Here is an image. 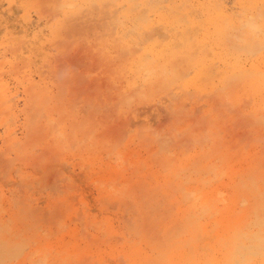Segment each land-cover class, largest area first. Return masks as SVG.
Instances as JSON below:
<instances>
[{
	"label": "bare ground",
	"instance_id": "bare-ground-1",
	"mask_svg": "<svg viewBox=\"0 0 264 264\" xmlns=\"http://www.w3.org/2000/svg\"><path fill=\"white\" fill-rule=\"evenodd\" d=\"M17 1L4 0L0 3V24L5 23V28L13 22L6 25L7 21L12 19H6L3 15L11 12ZM261 3L262 0H57L51 5L55 10L51 9V12L54 19L58 17L54 24L44 28L41 26L45 16L43 13L34 10L37 13L35 22L33 18L36 17L32 18L31 11H26L21 19H18L21 20L20 27L25 32L24 38L20 39V42L17 40L18 43L1 42V57L4 58L6 52L10 51L9 54L17 59L28 51L30 58L35 56L43 62L44 55L45 60L49 61L53 38L57 37V33H61L59 31L67 22H88L96 16L103 18V14H107L111 23L115 20L113 26L108 29L116 30L115 38L110 37L113 38V42L109 43L110 51L105 50L102 53L103 48L100 49V46H97L100 47V52L93 51L94 55L90 48L86 51L91 52L89 56L95 57L96 65L98 61H102L98 60L99 58L109 59L107 61L111 65L117 62L114 64L117 66L115 70L112 68L114 66H110L112 69L109 67L111 71L107 69L108 73L114 72V76L111 74L108 78L125 85L120 91V85L115 86L117 89L113 87L119 93L116 92L117 95L112 96L115 100L110 102V106L120 103L119 108L124 112L128 107L131 109L136 96L138 100L148 99L151 94L168 90L172 92L177 87L195 88L210 95L212 100L209 99L205 113L203 111L201 116H195V120L185 123L179 120V125L169 126V134L163 129L160 135V128L159 132H154V136L152 131L148 136L140 134L146 129L137 131L136 135H142L144 138H140L138 149L128 150L120 146L122 137L118 136H123L126 124H133H130V118H133L129 116L131 114L126 115L125 121L118 120L121 125L124 124L123 128L116 122L121 130L119 127L116 129L123 130L121 135L118 132L119 135L115 134L116 139H119L116 143L109 138L112 136L105 134V137L102 136L104 138L99 139L96 128L101 122L97 124V120L93 118L98 110L94 106L98 105L91 103L95 108L92 111L96 110L94 113L91 111L92 115H78L82 106L78 105L81 108L79 110L76 108L77 104L67 103L69 97L66 99L65 94L64 99L61 98L66 99L64 103L59 98L61 90L60 94L59 91L55 93L59 95L57 98L50 94L47 88L44 90L43 86L38 87L34 72L30 70L33 62L23 65L27 67L24 70L17 61L1 58L0 120L4 129L0 133L1 176H6L12 184L17 180L22 182H19L20 187L14 184L20 189L24 183L25 186L28 183L34 186L39 183V178L32 174L46 166L48 158L50 161L49 156L59 157L63 152H74L77 148L75 150L85 152V162L75 165H78L80 173L89 179L91 185L86 189L89 188L91 193L86 191L84 194L86 189L82 184L80 189L76 187L77 184L74 183L76 188L72 185L75 176L80 174L74 175V167L72 173L66 175L69 182L65 188L68 187V191L63 190V197L55 200L53 197L52 201V197L47 196L49 199L45 201L46 208H43L48 211L47 219H43L46 215L41 217L42 212L40 213V209L38 212L39 206L36 204L29 206V203L25 206L23 198L15 197L14 200V196L10 198L1 193L0 203L5 204L8 200L10 208L0 204V262L243 264L251 261L252 264H264V251L261 247V224L264 221V22L261 19ZM68 5L73 7H65ZM46 18L43 24L47 22ZM151 35H155V38H151ZM103 43L106 46L107 40ZM84 44L82 47L78 45V48H83ZM86 46L88 45L84 48ZM100 53L102 57H99ZM82 56L81 63L82 58H88V55ZM93 57L89 58L92 60ZM23 58L19 59L22 64ZM83 61L87 65L86 68H90L88 59L89 64L86 60ZM104 66L107 67V64ZM80 70L83 69L80 67ZM37 71L41 78L44 69ZM82 75L81 73L79 77L85 80ZM92 77L95 80L96 76ZM108 78L103 79L108 81ZM66 79L63 80L64 83ZM69 81L71 86V79ZM58 82L61 86V82ZM11 83L15 84V92L12 91ZM82 84L81 82L80 85ZM19 87L23 90L22 105L17 97ZM98 88L100 90V87ZM104 88L108 93L109 87L102 89L105 90ZM70 92L72 95V89ZM165 93L164 97L168 102L165 104L167 100H162L161 96L159 104H153L156 111L163 109L164 105L169 110L168 106L173 104L174 97L170 96L172 93ZM201 95L198 97L197 93L195 96L200 98ZM77 101H81V96ZM176 102L177 100L174 102L175 108L170 110L174 113L172 118L176 117L175 115L178 118L180 109L177 107L183 106L181 101L180 104ZM135 104L132 109L136 107ZM185 106L187 107L184 104L182 108ZM103 107L98 106L105 110L106 107ZM88 108L82 110L86 113ZM137 108L134 111H138ZM107 112H110L108 107ZM103 113L105 117L106 110ZM138 114L136 113L135 117ZM204 116L205 120L202 118ZM177 118L174 119L175 123H178L180 116ZM182 118L186 120V116ZM200 118L202 120H199ZM116 119L115 117L113 120ZM172 126L173 132L170 131ZM144 127L148 126L144 124ZM54 161L59 162L53 158V163ZM60 162L57 164L61 165ZM27 168L32 172L27 171ZM5 169L12 171L7 172ZM63 172L57 171L61 177L65 174ZM80 177L82 175H79V179ZM50 179L52 178H49V181ZM1 181L4 182L3 179ZM53 181L54 185L56 182ZM48 184L43 183L42 189ZM55 189H58V186L53 190ZM50 190L49 188L48 191L51 192ZM11 191L14 193L15 190ZM39 191L41 192L40 189ZM88 195H93L90 196L92 201H89ZM38 202L40 203V200ZM14 203L24 205L12 208L16 206Z\"/></svg>",
	"mask_w": 264,
	"mask_h": 264
},
{
	"label": "rangeland",
	"instance_id": "rangeland-1",
	"mask_svg": "<svg viewBox=\"0 0 264 264\" xmlns=\"http://www.w3.org/2000/svg\"><path fill=\"white\" fill-rule=\"evenodd\" d=\"M45 1V2H44ZM57 0H18L15 4H14V7H13V9L11 10V12H8V13H5L3 16H6V19L7 18H9V19H12L13 20V18H14V20L12 21V20H8L7 21V23H6V25H8V22H13V24L12 25H10L11 23H9V26L10 27H12L13 26V28H10L9 26H7V28H5L4 27V25H5V23H2V24H0V43L1 42H5V43H10V42H16V43H18L17 42V40L20 42V39H23L24 38V35H25V32L23 31V29L20 27V21L21 20H18V19H21V17L24 15V13L26 12V11H31V16H32V18L33 17H36V18H33L34 19V21L36 22L37 20V16H36V14L37 13H35V11L34 10H37V12L38 13H43V15H45V16H43V19L45 20V18H46V13H49L47 16V18L49 19H47V22L48 21H50V23L48 22H46L45 21V25L43 24V22H44V20L41 22L42 24H41V26H43V28L45 27V26H47V25H52V24H54L55 23V21H56V18L58 17H56L55 19L53 18V16H52V14H53V12H51L52 10L51 9H53V6H51L52 4L54 5V2H56ZM4 2V0H0V3H3ZM29 3V4H28ZM50 5V6H49ZM5 6V5H4ZM24 6V7H23ZM43 6V7H42ZM48 7V8H47ZM49 7H50V9H49ZM19 8V9H18ZM40 8V9H39ZM43 8V10H41ZM18 9V10H17ZM46 9V10H45ZM39 10V11H38ZM48 10V11H47ZM54 10V9H53ZM41 11H43V12H41ZM55 11V10H54ZM46 12V13H45ZM35 13V14H34ZM9 14V15H8ZM12 14V15H11ZM54 14H55V12H54ZM8 15V16H7ZM14 15H17V16H14ZM51 15V17H49ZM107 14H103V16H105L106 17V19H105V17H103V18H100L99 16H96L95 17V19L94 20H89L88 22H76V21H69V22H67L66 23V25L64 26V27H62L61 28V31H59V32H61V33H57V37H55V38H53V41H54V44H53V48H51V50H50V52H49V61H47V60H45V58H44V55H43V62L42 61H40V59L38 58V57H35V56H33L32 58H30L29 57V55H30V53H28V51H25L24 52V54H23V57L25 58H23L22 56H21V58H23V64H22V62H20L19 61V59H21L20 57H18L17 59H14V56H12V54H9L10 53V51H7L6 52V56L3 58V57H1V55H0V61H2V59L3 60H6V61H9V60H12V61H14V62H18V65L19 66H22L21 68L22 69H24V70H26L27 69V67H25V66H23V65H25V64H27V63H32L31 65H30V70H32V73L34 74V78H35V80L39 83V85H38V87L40 86V87H42V89H44V90H46V88H47V91H49L50 92V94L52 93V95L53 96H57V98H58V94H55L56 92H58L59 91V94H60V90H61V95L59 96V98L61 99H64L63 97H64V94H65V98L67 99V97H69L66 101H67V103L69 102L70 104L71 103H73L72 105H76L75 107L78 109L80 106H82L81 108L84 110V108H88L87 106H89V108L88 109H86V113L81 109V108H79V110L81 109V111L80 112H78V115H81V116H84V117H88V115H92V113H91V111H92V109L94 108V107H96V110H97V113H94L93 111V113L94 114H96V115H94V119H96L97 121H96V123L98 124L99 123V121L101 122V125L99 126V127H97L96 128V134H98V137H99V139H102V138H104L105 136H107L108 135V137L109 136H112L113 138H115V139H113L112 137H109V138H111L112 140L111 141H114L115 143H116V141L117 140H119V139H116V135H121V133H122V131H123V136H118L119 138L120 137H122L121 139H120V143L119 144H121L120 146H123V148L124 149H128V150H131V149H138L139 148V144H140V141H141V137H143L144 135L143 134H146L147 136L150 134V132L152 131V133H153V136H154V132H156V130H158L159 128H160V135H162V131H163V129H164V131H167L166 133L167 134H169L168 133V127L169 126H171V125H176V124H178L179 125V120L183 123H185V122H187L188 120H195L197 117H195V116H198V114L200 115L201 113L203 114V111H204V113H205V111L207 110V108H208V104H209V99H211L212 100V97L210 96V95H207V94H204V93H201L200 92V90H197V89H195V88H192V87H189V88H175V90H172V92H170V90H168L169 91V95H170V93H172L170 96H171V98H173L172 100V102H173V104H170L168 107H169V110L165 107L166 105H164L163 106V109H160V110H158V111H156L155 109H154V107H153V104L154 103H158L159 104V99H160V97L162 96L163 98H162V100H167V98L166 97H164L165 96V92H168V91H162V92H156V93H154L153 95L151 94V96H150V98L148 97V99H146V98H142V100L141 99H137L138 97L136 96V101L134 100V101H132V105L130 106L131 107V109H129V107L124 111V112H122L121 111V108H119V105H120V103L118 104L117 103V105L115 104H112L111 106L109 105V104H111V103H113L112 101H114L115 99H114V97H112L113 95L115 96V95H117L118 93H119V91L120 90H122L123 89V85H125V83H123L122 85L118 82V81H114V80H112V78H108V77H111V74L113 75L114 74V72L112 71V73H108V70L111 68L110 66H114V67H112L113 68V70H115L116 69V67L117 66H115L116 64H117V62L116 63H113V65H111V64H109L108 62L109 61H107V60H109V59H98V60H102L101 62L100 61H96L97 62V64L98 65H96V63H94L95 62V57H93V51H98V49L100 48V49H102L103 48V50H101V52L103 51H105V50H109L108 48H110L111 47V44H109L110 42H113V41H111V39H113V38H111L110 39V37H114L115 38V34H116V30L115 29H108L109 27H112L113 26V21L115 22V20H113L112 21V23H111V18L110 17H108V16H106ZM9 16H12L11 18L9 17ZM102 16V15H101ZM45 17V18H44ZM55 17V16H54ZM107 17H108V19H109V21L107 20ZM50 18H52V19H50ZM32 19V20H33ZM101 21H100V20ZM19 21V22H18ZM54 21V22H53ZM15 23V24H14ZM103 23H105V24H103ZM111 23V24H110ZM16 24H17V27H15L16 26ZM108 24H110V26L108 25ZM107 25V26H106ZM114 25H116V23L114 24ZM100 26V27H99ZM15 27V28H14ZM65 28V29H64ZM13 29V30H12ZM18 29V30H17ZM17 30V31H16ZM46 30V29H45ZM14 31V32H13ZM109 31H111V32H109ZM113 31V32H112ZM47 31H45V33H46ZM104 32H106V33H104ZM108 33V34H107ZM113 34V36H112V34ZM23 35V36H22ZM108 35H110L109 37H108ZM131 36V35H130ZM21 37V38H20ZM29 37V36H28ZM50 37V36H49ZM147 37V39H151V38H155V35L153 36V35H151V38H149V36H146ZM156 37H159V36H157L156 35ZM18 38V39H17ZM51 38V37H50ZM14 39H15V41H14ZM58 39V40H57ZM84 39V40H83ZM105 39L107 40V43H105V44H107L106 46H104V41H105ZM83 43H85L84 45H83V48H81V49H79L78 48V45H82ZM102 44H103V46H102ZM85 45H88V46H90V47H88V46H86V48H84L85 47ZM95 45V46H94ZM109 45H110V47H109ZM79 46V47H80ZM97 46H100V47H97ZM82 47V46H81ZM94 47H97V48H94ZM56 48V49H55ZM75 48V49H74ZM91 49V52H92V54L93 55H90L89 56V54L91 53H88V51H86L87 49ZM107 48V49H106ZM53 49V50H52ZM79 49V50H78ZM95 49H97V50H95ZM99 49V50H100ZM84 50V51H83ZM74 51H76L77 52V54H76V52L74 53ZM110 51V50H109ZM112 52H113V50H111ZM27 52V53H26ZM85 52V53H84ZM87 52V53H86ZM98 52H100V51H98ZM97 52V53H98ZM102 52V53H103ZM82 53H84L85 54V56L86 55H88V61H89V63H88V61H87V59L85 58H82V62L83 63H81V57H83L82 55H84V54H82ZM29 54V55H28ZM59 54V55H58ZM70 54H71V56H70ZM74 54H76V56L74 55ZM80 54H82V55H80ZM96 54V53H95ZM101 54V53H100ZM100 54H97L98 56L100 55ZM113 54H115V52H113ZM78 55V56H77ZM81 57H80V56ZM96 55V56H97ZM31 56V55H30ZM51 56V57H50ZM70 57H71V60H70ZM72 57H74V58H72ZM75 57H77V58H75ZM79 57H80V59H79ZM87 57V56H86ZM89 57H93L92 58V60H91V58H89ZM99 57H102V54L99 56ZM2 58V59H1ZM38 58V59H37ZM96 58H98V57H96ZM28 59L30 60V61H28ZM38 60V62H37V60ZM57 60V61H56ZM74 60V61H73ZM83 60H86V62L89 64V66L88 67H90V68H86V64L84 63V61ZM71 62H73V63H71ZM105 62H107V63H105ZM111 63H112V61H110ZM74 63H75V65H74ZM92 63V64H91ZM43 64H45V65H47V66H43ZM79 64H80V66H79ZM82 64V65H81ZM83 64H84V66H83ZM101 64H103V65H101ZM107 64V67H105L104 65H106ZM115 64V65H114ZM77 65H78V67H77ZM101 65V66H100ZM103 66V67H102ZM24 67V68H23ZM80 67L83 69V70H80ZM94 67V68H93ZM96 67V68H95ZM100 67H102V68H100ZM110 67V68H109ZM85 68V69H84ZM103 68H106V69H103ZM111 68V69H112ZM40 70V71H42L43 69H44V71H42V73H43V75H42V77L40 78L39 76H38V71L37 70ZM94 69V70H93ZM108 69V70H107ZM74 71H76L75 73H74ZM83 71V72H82ZM109 71H111V70H109ZM83 74L82 75V77H84L85 78V80L83 79V78H81V77H79V75L81 74V73ZM105 72V73H104ZM106 73H108V74H106ZM72 74H74V76L72 75ZM77 74H79V75H77ZM100 74V75H99ZM109 75V76H108ZM68 76V77H67ZM78 76V77H77ZM92 76H96V77H98L97 79H96V77H95V80H94V78L92 77ZM100 76H102L103 78L104 77H107L108 78V81L110 82H108L107 81V79H101V77ZM114 76V75H113ZM73 77V78H72ZM76 77H77V79H76ZM57 78V79H56ZM65 78H67L66 80H65V83L63 82V80L65 79ZM69 78V79H68ZM81 78V79H80ZM91 78V79H90ZM93 78V79H92ZM71 79V84L73 85H71L70 86V84L68 83V82H70L69 80ZM74 79V80H73ZM87 79V80H86ZM89 79L91 80L90 82H89ZM75 80H77V81H79V82H77V81H75ZM58 81H60L61 82V84L63 85V83L65 84V88H63L62 87V85L60 86V83L58 82ZM67 81V82H66ZM72 81H74V83L72 82ZM107 81V83H104V82H106ZM75 82H77V84H78V86H77V84L74 86V84H75ZM83 83L82 84V86L80 85V83ZM88 82V83H87ZM92 82H94V84L92 85ZM96 82V83H95ZM112 82V83H111ZM56 83H58L57 84V86H56ZM91 83V84H90ZM119 83V84H118ZM69 84V86H67ZM87 85V86H86ZM96 85H98V86H96ZM103 85H105L106 87H109V90H108V93H106V88H104L105 90H103L102 88L103 87H105V86H103ZM114 85V86H113ZM118 85H120V86H122V87H120L119 86V88H118V90L117 91H115V89H117L115 86H118ZM93 86H96L95 88H93ZM110 86L112 87V88H110ZM11 87H12V91L13 92H15L16 91V89H14V87H15V84L14 83H11ZM58 87V88H57ZM62 87V88H61ZM74 87V88H73ZM77 87V88H76ZM79 87V88H78ZM84 87V88H83ZM86 87V88H85ZM98 87H100V90H99V88ZM115 89H114V88ZM88 88H90V90L88 89ZM40 89V88H39ZM42 89H40V90H42ZM51 89V90H50ZM69 89V90H68ZM70 89H72V95L73 96H76V93H77V96H76V98L75 97H73L72 95H71V92H70ZM80 89H82L81 91H79ZM85 89V90H84ZM92 89H94V90H96V91H94V90H92ZM108 89V88H107ZM20 90V91H19ZM53 90V91H52ZM55 90H57V91H55ZM63 90H65V91H63ZM92 90V91H91ZM111 90V91H110ZM75 91H79V92H75ZM86 91H87V93H86ZM100 91V92H99ZM102 91V92H101ZM109 91H110V93H111V95H109ZM114 91V92H113ZM192 91V92H191ZM66 92V93H65ZM84 92V93H83ZM116 92H117V94H116ZM165 94H164V93ZM175 92H176V96H174L175 95ZM17 97L19 98V102H20V104L22 105V100H21V98L23 97V90H22V87H19L18 89H17ZM70 93V94H69ZM79 93H81V94H79ZM85 94V95H83V94ZM99 93H101V95H98ZM105 95H104V94ZM115 93V94H114ZM162 93V94H161ZM190 93V94H189ZM197 93H198V97H199V95H201V94H203V95H201L200 96V98H196V96L195 95H197ZM81 96V101H77L78 99L80 100V96ZM93 94V95H92ZM106 94H108V95H106ZM191 94H192V96H191ZM95 95V96H94ZM188 95H190L189 97H190V99H189V97H188ZM194 95V96H193ZM72 96V97H71ZM92 96V98L90 99V97ZM100 97V98H98L97 99V97ZM173 96V97H172ZM78 97V98H77ZM83 97V98H82ZM89 97V98H88ZM208 97H211V98H208ZM56 98V99H57ZM73 100H72V99ZM102 98V99H101ZM104 98V99H103ZM112 98V99H111ZM178 98V99H177ZM197 100H196V99ZM61 99V100H62ZM84 99H86L85 101H84ZM95 99V100H94ZM109 99V100H108ZM65 100H62L64 103L66 102ZM75 100V101H74ZM88 100H89V102L90 103H88ZM177 100V102H176V104L179 102V104H180V101L182 102V104L181 105H183L184 106V104L185 105H187V107L185 106L184 108H182L181 106H179L180 108H178L177 106V109H180V110H178L179 111V113H178V115L180 116V118H179V116H178V118H177V115H175L176 117H174V118H172L173 117V115H174V113L172 114V112L170 111V110H173V108H175L174 106H175V104H174V102ZM180 100V101H179ZM186 100V101H185ZM210 100V101H211ZM93 101V102H92ZM96 101V103H94ZM103 101V102H102ZM109 103H108V102ZM143 101V102H142ZM183 101H184V104H183ZM60 102V101H59ZM84 102H86V104L84 105L83 103ZM104 102L106 103V104H104ZM111 102V103H110ZM150 102V103H149ZM167 102H168V100L167 101H165V104H167ZM88 103V104H87ZM91 103H93L94 105H98L100 108H102L103 107V105L102 104H104L105 106L104 107H106V105H108L107 107H108V111H110V112H107V107H106V116L108 117V118H106V116L104 117V113L103 112H105V110L104 109H100V108H98V106H94V107H92V105H91ZM136 103V104H135ZM91 106H90V105ZM134 104H135V108L134 109H136L139 105H141V107L139 108H137V110L138 111H134V109H132L133 108V106H134ZM147 104V105H146ZM178 104V105H179ZM78 105H80V106H78ZM83 105L85 106V107H83ZM193 106V107H192ZM200 106V107H199ZM103 107V108H104ZM143 107V108H142ZM164 107H165V109H164ZM91 109V110H90ZM95 109V108H94ZM93 109V110H94ZM114 109H116V111L114 110ZM143 111H142V110ZM152 109V110H151ZM167 109V110H166ZM187 109H189V110H187ZM194 109V110H193ZM78 110V111H79ZM90 110V111H89ZM115 111V114H114V111ZM131 110H132V112L133 113H131ZM98 111L100 112V113H98ZM119 111V112H118ZM147 111V112H146ZM150 111V112H149ZM177 111V112H178ZM197 112V113H192V112ZM82 112H83V114H82ZM113 112V113H112ZM134 112H136L137 114L138 113H140V115L138 116V115H136L137 117H135V114L136 113H134ZM144 112V113H143ZM145 112H146V114H145ZM159 113V115H157V113ZM176 112V113H177ZM84 113H85V115H84ZM91 113V114H90ZM111 113V114H110ZM121 113V114H120ZM148 113V114H147ZM156 113V114H155ZM118 114H120L121 115V117H120V115H118ZM129 114H131V115H129ZM166 114V116L164 117V115ZM193 114V115H192ZM98 115V116H97ZM116 115H118V116H116ZM126 115L128 116H131V117H133V118H130V119H132V120H130V121H132V122H130V124L131 123H133V124H131V125H129V124H126L125 125V128L122 130V131H118L116 128H118L119 127V130H121V128H120V126L122 127L124 124H122L121 125V121L123 120V121H125V118H126ZM156 115V116H155ZM169 115V116H168ZM189 115H191L190 117H188ZM97 116V117H96ZM111 116V117H110ZM114 116V117H113ZM184 116H186V118H184V119H186V120H183V118L182 117H184ZM193 116V117H192ZM201 116V115H200ZM203 116V115H202ZM98 117H99V119H98ZM101 117L102 118H104V119H108V120H102L101 119ZM117 118L116 120H113L114 118ZM120 119H119V118ZM160 117V118H159ZM192 117V118H191ZM127 118H129V117H127ZM134 118H135V120H134ZM137 118V119H136ZM139 118V119H138ZM159 118V119H158ZM170 118V119H169ZM176 118L178 119L177 120V122L178 123H175V121H174V119L176 120ZM188 118V119H187ZM204 120H205V116L204 117H202ZM202 118H200L199 120H202ZM145 119H147V120H145ZM151 119V120H150ZM163 119V120H162ZM167 119H169V120H167ZM118 120H121V121H118ZM150 121V123H149V121ZM161 120V121H160ZM166 120V121H165ZM102 121H103V123H102ZM118 121V123H119V125L120 126H118V123H116ZM145 121H146V123H149V125H151V126H149V125H147L146 123H145ZM157 121V122H156ZM163 121V122H162ZM107 122V123H106ZM109 122V123H108ZM113 122H114V124H113ZM135 122V123H134ZM170 122V123H169ZM123 123V122H122ZM156 123V124H155ZM174 123V124H173ZM182 123H181V125H182ZM106 124V125H105ZM112 124V125H111ZM137 124V125H136ZM139 124V125H138ZM143 125V128H142V125ZM144 124H145V126H148V127H144ZM161 124H162V127H161ZM128 125V126H127ZM0 133H2L3 132V127H2V124H1V120H0ZM157 126H159V127H157ZM177 126V125H176ZM124 127V126H123ZM122 127V128H123ZM139 127V128H138ZM151 127H156V128H151ZM173 127V126H172ZM99 128V129H98ZM113 128V129H112ZM142 128V129H141ZM171 128V127H170ZM102 129H105V130H102ZM108 129V130H107ZM109 129H111V130H109ZM143 129H146V130H144L143 131ZM116 130V131H115ZM140 130H142L143 132H140V134H142L141 135V137L140 136H137L136 134L140 131ZM162 130V131H161ZM173 130H174V127H173V129L171 128V130L170 131H172L173 132ZM99 131H102V132H99ZM138 131V132H137ZM106 132V133H105ZM117 132L119 133V134H117ZM157 132H159V130L157 131ZM171 132V133H172ZM108 133V134H107ZM111 133H113V134H111ZM104 134H105V136H104ZM116 134V135H115ZM139 134V135H140ZM164 134H165V132H164ZM166 134V135H167ZM166 135H164V136H166ZM102 136H104V137H102ZM134 136V137H133ZM174 136V135H173ZM146 137V136H145ZM144 138V137H143ZM168 138V137H167ZM171 139H173V138H171ZM140 140V141H139ZM114 143V144H115ZM137 143V144H136ZM139 143V144H138ZM119 144H117V145H119ZM130 146V147H129ZM130 148V149H129ZM71 149V148H70ZM75 149H77V148H75ZM74 149V152H73V150L71 151V152H69L68 153V151H66V152H63L59 157H58V155H57V157L56 156H54V155H51V156H49L50 157V161H49V158L47 159V163L45 164L46 166L44 167V168H40L39 170H36L35 171V173L34 174H32V176H34V177H36L37 179H38V182L39 183H36V185H34V186H30L29 185V183H28V185L27 186H25L24 184L23 185H21L22 186V188L20 189L19 187H20V184H22V182H20V184H19V182H18V180H17V182L16 183H11V181H9V179L6 177V176H4V177H2L1 175H2V173L0 172V194L1 193H4L5 194V196H8V197H10V198H12L13 196V199L14 200H16V198L18 197H20L21 199H22V201L23 202H25V206H28V205H26V204H29V206H35V204L37 205V207H38V212L40 211V215H41V217H42V215H46L43 219H47L48 218V211H44L45 209H43V208H46V202L45 201H47V199H49V198H51V200L53 199V197H54V199L53 200H55V199H58L59 197H61L62 195H63V190H65V192H66V190L68 191V187L67 188H65L66 187V183L68 184V182H69V180L67 179V177H66V175H70V174H68V173H72V170L74 169L76 172L74 173V175L75 174H77V173H80V169L79 168H77L78 167V165H79V162H85V160H84V158H83V156H85V152L84 151H82V150H75ZM76 152V153H75ZM64 153H67L66 155L64 154ZM142 154H144V152L142 151L141 152ZM64 155V156H63ZM87 155V154H86ZM63 156V157H62ZM56 157V158H55ZM61 157V158H60ZM53 158L54 159H57L59 162L62 160V162H60L61 163V165H58L59 164V162H55L54 161V163H53ZM68 159V160H67ZM51 163V164H50ZM55 164L54 166V168L52 167V165L53 164ZM58 163V164H57ZM78 163V165L76 166L75 164H77ZM47 164H48V166H47ZM58 165V166H57ZM3 166V165H2ZM8 167V166H7ZM48 167V168H47ZM61 167H63V168H61ZM66 167H67V169H66ZM74 167V168H73ZM1 168L2 167H0V170H1ZM9 168V167H8ZM47 168V169H46ZM65 168V169H64ZM43 169L44 170H46L47 172L46 173H44V171H43ZM54 170V171H51V170ZM78 169V170H77ZM6 170V169H5ZM9 170V169H8ZM8 170H6L7 172H8ZM40 170L43 172H41L40 173ZM49 170V171H48ZM61 171V170H63L64 172L63 173H65V174H62V177L61 176H59L60 174L59 173H57V171ZM5 171V172H6ZM10 172L12 171V170H9ZM27 171H31V170H29V168H27ZM66 171V172H65ZM79 171V172H78ZM32 172V171H31ZM37 172L38 173H40V174H37ZM48 173H50V175L48 174ZM15 174V173H14ZM44 175L43 177L41 176V175ZM52 174V175H51ZM54 174H56V175H54ZM58 174V175H57ZM63 175H65V177H63ZM73 175V174H72ZM79 175L81 176L82 175V177H80V179H79ZM40 176V177H39ZM48 178H47V177ZM53 176V177H52ZM56 176V177H55ZM61 177V178H60ZM76 178H74L73 179V184L72 185H74V183H75V185H76V187H79V189L80 188H82V187H80V185L81 186H83L85 189H86V187H89L91 184H89V179H86L85 178V176H83V174H78V177H77V175L75 176ZM84 177V178H83ZM4 180V182H6V183H2V179ZM49 178H52V179H57V180H55L54 179V181L56 182V183H59V184H56V183H54V185H53V183H52V179H50L51 181H49ZM41 179H43V180H41ZM46 179V180H45ZM60 179H63V181L62 180H60ZM65 179V180H64ZM81 180L80 182L79 181H77V180ZM68 180V181H67ZM74 180H75V182H74ZM84 180V181H83ZM41 181H42V183H41ZM48 181V182H47ZM53 181V182H54ZM8 182V183H7ZM51 183V184H48V186L46 187V188H43L42 189V184L43 183ZM77 182H79V183H77ZM1 183H2V185H1ZM40 183H41V185H40ZM85 183H86V185H85ZM4 184H6V185H4ZM7 184H9L8 186H7ZM12 184V185H11ZM14 184H17V185H19V187L18 186H16V185H14ZM38 184V185H37ZM85 186H84V185ZM88 184V185H87ZM58 186V189H55V190H53L54 188H57V186ZM75 185H74V187H75ZM35 186H37V187H35ZM38 186H40V187H38ZM50 186V187H49ZM56 186V187H55ZM3 187V188H2ZM27 187H31V188H27ZM35 187V188H34ZM52 187V188H51ZM60 187V188H59ZM64 187V188H63ZM75 187V188H76ZM20 189L19 191H17L18 189ZM23 188H25L24 190H23ZM34 188V189H33ZM38 188V189H37ZM49 188L51 189L50 191L51 192H49L48 190H49ZM83 188V189H84ZM15 190L14 191V193H12L13 191H11L10 192V190ZM38 191H37V190ZM39 189L41 190V192L39 191ZM84 189V190H85ZM89 188H87L85 191H84V194H86L87 192L86 191H88V194H90L91 192H89V190H88ZM35 192H34V191ZM59 190V191H58ZM21 191V192H20ZM28 191V192H27ZM54 191V192H53ZM60 191H62V192H60ZM8 192H10V193H8ZM19 192V193H18ZM27 192V193H26ZM64 192V193H65ZM37 193V194H36ZM17 194L19 195V196H17ZM42 196H40V195ZM52 194V195H51ZM67 195H69V193H66ZM83 194V195H84ZM50 195V196H49ZM65 195V194H64ZM47 196H49V198H47ZM91 197L93 196V195H90ZM89 195H88V197H89V201H92V199L93 198H91ZM16 197V198H15ZM24 197H26V198H31L30 199V201H29V199H25ZM35 197V199H32V198H34ZM63 197V196H62ZM10 198H8L9 200H12V199H10ZM19 198V199H20ZM43 198H44V200H43ZM87 198V197H86ZM19 199H17V200H19ZM40 200V203L38 202L39 200ZM42 200V201H41ZM52 200V201H53ZM11 202H13V201H11ZM27 202V203H26ZM5 204H3V203H0V204H2V205H4L6 208H10V206H9V202H8V200L7 201H5L4 202ZM22 205H24L23 203H21ZM21 204H13V205H16V206H14V207H12V208H17L18 206H21ZM39 204V205H38ZM40 209V210H39ZM47 210V209H46ZM43 212H45V213H47V214H45V213H43Z\"/></svg>",
	"mask_w": 264,
	"mask_h": 264
},
{
	"label": "snow or ice",
	"instance_id": "snow-or-ice-1",
	"mask_svg": "<svg viewBox=\"0 0 264 264\" xmlns=\"http://www.w3.org/2000/svg\"><path fill=\"white\" fill-rule=\"evenodd\" d=\"M65 7H73V6L68 5ZM260 8H261V19H262V22H264V0H262ZM262 35H264V29H262ZM262 51H264V48H262ZM262 215H264V209H262ZM261 247H262V251H264V221H262V224H261ZM0 264H6V262H0ZM243 264H252V262L246 261V262H243Z\"/></svg>",
	"mask_w": 264,
	"mask_h": 264
}]
</instances>
